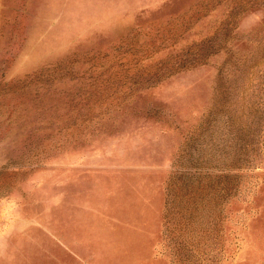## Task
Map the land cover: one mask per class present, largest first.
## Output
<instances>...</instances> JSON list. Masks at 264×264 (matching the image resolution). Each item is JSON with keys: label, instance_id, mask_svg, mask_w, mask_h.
<instances>
[{"label": "rangeland", "instance_id": "1", "mask_svg": "<svg viewBox=\"0 0 264 264\" xmlns=\"http://www.w3.org/2000/svg\"><path fill=\"white\" fill-rule=\"evenodd\" d=\"M52 240L264 264V0H0V264Z\"/></svg>", "mask_w": 264, "mask_h": 264}, {"label": "crops", "instance_id": "2", "mask_svg": "<svg viewBox=\"0 0 264 264\" xmlns=\"http://www.w3.org/2000/svg\"><path fill=\"white\" fill-rule=\"evenodd\" d=\"M51 242L54 247L60 248L68 255L64 257L51 256L44 259H48L50 262L41 264H106L103 262L104 257L100 256V252L96 250V243L91 246L94 250L92 254H89L90 246L84 240H52Z\"/></svg>", "mask_w": 264, "mask_h": 264}]
</instances>
